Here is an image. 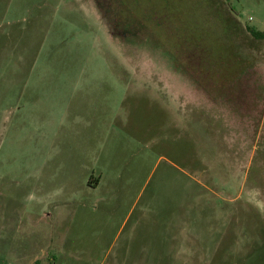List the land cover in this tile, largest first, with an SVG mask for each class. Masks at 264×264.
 <instances>
[{
	"label": "rangeland",
	"instance_id": "374dc122",
	"mask_svg": "<svg viewBox=\"0 0 264 264\" xmlns=\"http://www.w3.org/2000/svg\"><path fill=\"white\" fill-rule=\"evenodd\" d=\"M247 26L264 0H0V264H264Z\"/></svg>",
	"mask_w": 264,
	"mask_h": 264
},
{
	"label": "trees",
	"instance_id": "16d2710c",
	"mask_svg": "<svg viewBox=\"0 0 264 264\" xmlns=\"http://www.w3.org/2000/svg\"><path fill=\"white\" fill-rule=\"evenodd\" d=\"M249 34L256 39H264V32L258 31L250 26L246 27Z\"/></svg>",
	"mask_w": 264,
	"mask_h": 264
},
{
	"label": "crops",
	"instance_id": "0c3cea01",
	"mask_svg": "<svg viewBox=\"0 0 264 264\" xmlns=\"http://www.w3.org/2000/svg\"><path fill=\"white\" fill-rule=\"evenodd\" d=\"M92 179H93L94 187L98 186L101 182L99 177H94Z\"/></svg>",
	"mask_w": 264,
	"mask_h": 264
}]
</instances>
